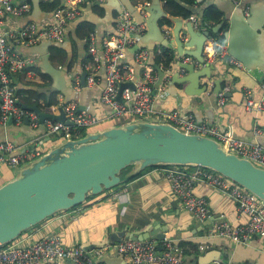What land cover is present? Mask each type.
<instances>
[{
	"label": "crops",
	"instance_id": "0c3cea01",
	"mask_svg": "<svg viewBox=\"0 0 264 264\" xmlns=\"http://www.w3.org/2000/svg\"><path fill=\"white\" fill-rule=\"evenodd\" d=\"M26 1L30 4L28 13L23 15L7 13L5 15L2 21V28L5 31L18 29L30 21L44 26L53 19L52 12L45 10L41 2L54 0H39L40 9L34 7V0ZM56 1L63 2V0ZM125 2L128 5H134L138 13L143 16L139 5L145 3L147 7L151 5L152 0H126ZM126 3L123 0L77 1L80 13L78 17L69 20L64 26L61 41L42 39L34 44H25L8 39L23 56L35 59L32 66L12 75L19 102L21 100L27 105L36 104L43 111L58 114L60 103L75 100L79 109L94 112L99 117L95 125L85 128L88 132L131 119V114L121 117L113 116L111 106L104 105L100 101V93L105 84L103 69L99 71L100 79L97 83L90 86L80 83L79 89L73 84V77L75 75L82 77V72L86 71L84 63L91 58L87 40L89 32L93 31L96 35L98 50L101 61H103L102 40L106 35L114 32L119 14L126 10ZM181 3L190 10L191 14L197 16L199 24L197 26L192 24L193 27L197 30L209 31L203 44V60L209 52L208 39L210 37L220 39L223 21L227 23V31L231 26L232 18L236 25L234 50L242 60L235 56L225 57V55L219 57L214 62L215 67L211 68L209 63L198 59L196 60L200 63H195V58L190 55L177 57L174 18L181 16L170 14L161 0L160 4L168 15L159 19L166 38V45L159 41V31L149 35L146 28L140 35L141 38L138 37L139 46L159 52L155 56L164 51L173 55V60L168 66H165L164 62L157 63L154 58V63L162 64L163 70L171 69V75L158 83L160 77L158 70V77L152 83L155 95L154 110L149 118L158 119L157 115L161 111L167 112L174 109L191 112L198 121L215 124L221 128L230 127L237 137L247 143L259 141L264 144V135H255L253 132L255 116L246 110L244 103V90L252 89L254 95L258 96L260 83L264 77V0H243L239 6H234L232 0H195L192 3L183 1ZM245 4L249 5L254 23L260 25L261 28L244 32L237 26L241 20L244 21L246 16L243 11ZM208 7L217 8L223 20L217 23L206 22L203 14ZM133 16L135 22H141L136 15ZM169 16L174 17L170 18L172 21L170 24L165 22V18ZM189 21V16L183 17L181 32L186 33V24ZM219 24V29L214 31L213 29ZM46 40L50 41L49 45H43ZM135 47L136 45L128 46L122 59L124 65L133 68V80L141 76V67L135 62L137 50ZM194 48L195 46L186 47L187 50ZM41 51L46 52L52 65L60 69L56 79L42 68L43 54ZM186 56L194 58L193 61L188 62L195 63L192 71L179 63V60L183 61ZM33 85L53 89L49 93L40 92L32 89ZM220 90H225L226 101L223 105H218L217 102V92ZM51 100L57 103L48 106L47 103ZM258 125L264 127V112L259 114ZM57 136L46 134L42 124L35 127L29 120L21 122L8 120L4 123L0 120V141L11 140L16 145L17 153H22L26 149H40L43 153L62 140ZM14 175V169L4 163L0 164V184ZM194 191L207 198L213 213H225L231 223L239 224L247 220V215H240L235 202L219 189L212 188L204 182H198ZM112 192L118 195L109 196ZM79 207H82L81 210ZM154 222L159 223L156 224L158 231L166 227L165 236L194 243L196 245L194 259L197 257V262L200 260L201 264L222 262L225 264H264V251L260 240L253 239L249 244L232 242L227 238L210 233L209 223L206 220L200 222L184 209L179 199L170 190L163 166L146 168L134 176L127 173L121 185L115 190H105L99 196L79 206L55 213L24 231L15 240L28 244L46 233L58 232L67 245L79 243L83 247L90 244L98 246L110 241L111 234L117 230L128 229L133 232H142ZM90 249L92 248L86 247V250ZM103 256V258H110L104 261L106 264H124V259L115 251H105ZM191 257L192 255H189L188 260ZM60 264L70 263L64 260Z\"/></svg>",
	"mask_w": 264,
	"mask_h": 264
},
{
	"label": "built area",
	"instance_id": "2783aa9c",
	"mask_svg": "<svg viewBox=\"0 0 264 264\" xmlns=\"http://www.w3.org/2000/svg\"><path fill=\"white\" fill-rule=\"evenodd\" d=\"M77 1L82 2L83 0H63L59 7L51 11L53 19L44 26L30 21L18 29L5 31L2 28L5 15L7 13L26 14L30 11V4L26 0H0V120L3 123L8 120L21 122L28 118L35 127L41 124L38 113L24 107L19 102L12 81L14 73L32 66L35 59L23 56L8 39L25 44H34L42 39L61 41L64 26L69 20L78 17L80 13ZM232 1L234 6L243 3V0ZM139 6L143 15L146 16V4ZM243 11L246 16L249 15L248 4L243 5ZM189 19L193 25L199 24L195 14H191ZM145 24V22H135L129 10H124L119 14L114 32L106 35L102 40L103 61H101L95 33L90 31L87 38L91 58L84 63L87 72L86 85L97 83L100 79L99 71L104 70L105 84L99 98L104 105L111 106L115 117L131 114V118H149L154 110L155 95L152 83L158 77V69L163 70V65L150 62L152 49L142 46H139L135 52V62L141 67V76L137 80L132 79L133 68L122 63L126 48L138 44V37L147 28ZM208 41L209 52L204 62L211 64L219 57L227 55L228 44L226 42L214 37H210ZM153 51L155 58L158 51ZM193 59L186 56L183 62L188 63ZM195 63L200 62L195 59ZM163 71L166 78L171 75V69ZM129 81L134 83V89L131 90L129 86H125L121 91V99H119L117 95L120 84ZM80 83V75H75L73 84L77 89L80 88ZM225 101V90L218 91V105H223ZM244 103L246 110L255 116L254 134L264 135V127L258 125L259 114L264 112V77L260 83L258 96L254 95L252 89L244 90ZM60 105L64 109L66 119L71 120L72 124L65 120L46 118L43 122L46 134H56L62 139L76 137L81 129L93 126L99 121V117L94 112L79 109L75 100L63 102ZM157 117V120L170 122L183 131L213 137L220 141L227 150L264 166V144L259 141L247 143L237 137L230 127L221 128L215 124L198 121L193 113L176 109L161 111ZM41 153L40 149H26L22 153H17L16 145L11 140L0 141V164L4 163L12 169H17L22 163ZM163 170L172 194L179 199L184 209L200 222L210 219V233L236 243L249 244L253 239L260 240L264 251V206L255 194L227 176L201 165L169 164L163 166ZM198 182H204L229 196L235 202L238 213L247 215V220L233 224L226 218L225 213H213L207 198L194 191ZM117 195L118 193L112 192L109 196ZM81 208L79 207V210ZM182 249L178 238L165 236L161 240L124 237L116 243H103L87 251L79 243L65 244L58 232H49L28 244L14 240L0 246V264H60L64 260H68L70 264H106L99 260L105 251H115L124 259V264H186Z\"/></svg>",
	"mask_w": 264,
	"mask_h": 264
},
{
	"label": "water",
	"instance_id": "95a60500",
	"mask_svg": "<svg viewBox=\"0 0 264 264\" xmlns=\"http://www.w3.org/2000/svg\"><path fill=\"white\" fill-rule=\"evenodd\" d=\"M123 1L126 3V0ZM160 2L161 0H152L151 5L145 6L148 14L146 16L140 15L132 4L126 3V10L136 15L141 22L146 23L149 35L159 31V41L166 45L159 19L168 15ZM34 7L40 9L39 0H34ZM169 18L174 17L169 16ZM182 19V17L174 18L177 57L190 55L204 62L202 50L209 31L197 30L189 21L186 24V33L181 32ZM237 26L244 32L261 28L254 23L252 12ZM219 27L220 24L213 30L217 31ZM235 31L236 25L232 18L230 28L225 30L219 38L228 44V53L225 57L235 56L242 60L234 50ZM49 43L50 41L46 40L43 45H49ZM187 46H195V48L187 50ZM138 47L139 44L135 48ZM41 53L43 54L42 68L56 79L60 69L52 65L46 52L41 51ZM149 61L154 62L153 50L150 52ZM179 63L187 67L189 71L195 67L194 63H184L181 60ZM213 64L208 65L213 68L215 67ZM158 70L160 75L158 83H161L165 79V72L160 68ZM86 74V71L82 72L83 85H86ZM125 86H129L131 90L134 89L133 82H122L117 95L119 99ZM31 88L47 93L53 89L36 85ZM22 105L38 113L42 126L46 118L65 120L72 124L71 120L66 119L62 106H59V113L55 114L41 110L36 104L23 103ZM160 164L201 165L210 168L255 194L264 206V166L227 150L213 137L183 131L167 121L133 117L122 123L87 132L82 136L62 139L47 151L22 163L15 170L14 177L0 184V246L14 241L24 231L49 216L85 203L88 195H100L105 190L120 185L125 174L134 175L148 167ZM206 221L210 223V219ZM156 224L159 223L154 222L142 232H133L128 229L117 230L111 234V240L108 242L116 243L124 237L161 240L165 237L166 227L158 231ZM95 246L90 244L84 249ZM159 248H161L160 245ZM103 257L99 260L110 259Z\"/></svg>",
	"mask_w": 264,
	"mask_h": 264
},
{
	"label": "trees",
	"instance_id": "16d2710c",
	"mask_svg": "<svg viewBox=\"0 0 264 264\" xmlns=\"http://www.w3.org/2000/svg\"><path fill=\"white\" fill-rule=\"evenodd\" d=\"M162 1L164 2V6H165L166 10L170 14L180 15L182 18L183 17L186 18L187 16L191 15V12H190L189 9L184 7V5L181 3V1L187 2V3H192L195 0H162ZM61 3H62V1L58 2V1L54 0L52 2H41V6L45 10L54 11L57 7H59L61 5ZM39 5H40V2H39ZM203 16H204V19H205L206 22L207 21L208 22L209 21H213V22L217 23V22H221L223 20L221 12L215 7L206 8L205 11H204ZM165 22H167L169 24L172 23V21H171V19L169 17L165 18ZM226 28H227V23L225 21H223V26H222V29H221L222 30V35H223L224 31L226 30ZM157 53H159V52H156V54ZM155 59H156L157 63L164 62V65L168 66L171 63V61L173 60V55H171L168 51L167 52L164 51V53H160V54L156 55ZM20 103L23 104L24 102L20 100ZM56 103H57V101L53 102V100H51V101H49L47 103V105L49 106L51 104H56ZM123 122H125V121H123ZM120 123H122V122H120ZM87 132L88 131L85 128H83V129L80 130L79 134L76 137L82 136V135L86 134ZM156 166H165V165H161L160 164V165H154V166H151V167H156ZM141 172L142 171H140V172H138L136 174H139ZM136 174H134V175H136ZM120 185L114 187L113 189L115 190ZM96 196H99V195H88L87 200L92 199V198H94ZM180 244L183 247L182 251H183V253L185 255V258H186V264H201L200 260L197 262V257L194 259V255L196 253V245L194 243L189 242V241H180ZM87 251H89V250H87ZM189 255H192V257H191V259L188 260ZM187 260H188V263H187Z\"/></svg>",
	"mask_w": 264,
	"mask_h": 264
},
{
	"label": "rangeland",
	"instance_id": "374dc122",
	"mask_svg": "<svg viewBox=\"0 0 264 264\" xmlns=\"http://www.w3.org/2000/svg\"><path fill=\"white\" fill-rule=\"evenodd\" d=\"M114 121H118V120H114ZM14 170H16V169H14ZM15 173H16V171H15Z\"/></svg>",
	"mask_w": 264,
	"mask_h": 264
}]
</instances>
